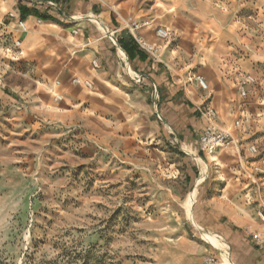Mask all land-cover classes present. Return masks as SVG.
<instances>
[{"label":"rangeland","instance_id":"374dc122","mask_svg":"<svg viewBox=\"0 0 264 264\" xmlns=\"http://www.w3.org/2000/svg\"><path fill=\"white\" fill-rule=\"evenodd\" d=\"M135 1L143 20L169 30L165 42L152 32L148 42L158 56L162 45L179 54V78L195 86L201 110L214 106L231 126L239 115L230 110L242 103L237 83L250 77L259 87L248 101L253 117L233 155L223 147L209 163L190 148L209 164L201 175L193 154L144 135L133 114H50L58 107L50 96L64 100L59 82L51 92L50 78L31 86L33 75L0 50V86L16 99L0 106V264H223L183 205L201 184L221 208L248 210L258 224L247 226L262 233L264 174L254 168L264 169V0ZM72 82L94 90L82 77Z\"/></svg>","mask_w":264,"mask_h":264},{"label":"crops","instance_id":"0c3cea01","mask_svg":"<svg viewBox=\"0 0 264 264\" xmlns=\"http://www.w3.org/2000/svg\"><path fill=\"white\" fill-rule=\"evenodd\" d=\"M135 3V0H0V50L5 59L11 54L19 73L33 75L25 80L31 86H48L50 78L51 92L55 81L59 82L58 92L64 100L60 105L50 96V104L58 105L50 114H133L144 135L156 136L159 142H169L181 151L197 145V153L206 125L200 116L197 89L179 78L182 62L175 50L167 47L154 58L139 49L127 33L124 27L127 18L147 24L139 31L147 41H151L150 32L154 36L158 27L143 20L145 13L135 9ZM19 22L25 24L26 32L20 29ZM16 41L20 42L19 47L14 46ZM95 61L97 68L92 65ZM126 71L129 78L124 76ZM75 77L89 80L93 92L90 94L74 84ZM136 78L141 82H135ZM249 90L245 100L239 96L241 105L231 108L233 114L239 115L231 126L211 106L220 127L230 129L234 122L240 121L241 127L233 132L236 141L246 119L254 115L248 101L257 95L259 87ZM223 92L221 88L220 93ZM13 102L14 96L0 86V106L6 108ZM223 152L218 151V157ZM224 153L233 155L232 149ZM202 157L208 161V156ZM236 172L233 179L238 182L241 170ZM201 185L198 200L192 206V219L195 227L215 236L213 243L206 239L209 245L221 253V258L222 246L228 264H264V238L255 243L252 238L255 233L247 226L257 227L253 215L247 210L243 217L237 211L221 208L211 194V186ZM260 231L264 237V228Z\"/></svg>","mask_w":264,"mask_h":264},{"label":"built area","instance_id":"2783aa9c","mask_svg":"<svg viewBox=\"0 0 264 264\" xmlns=\"http://www.w3.org/2000/svg\"><path fill=\"white\" fill-rule=\"evenodd\" d=\"M20 29L23 32L27 31V28L23 22L18 23ZM147 24L143 22H139L136 20H129L124 22V27L129 35L132 36L135 44L138 46L139 49L142 51L148 53L152 57L156 58L157 55V45L151 44L148 41H146L139 33L140 29H143L146 27ZM76 34V32H74ZM154 36L158 41L165 42L169 37V30L164 27H157L154 30ZM15 47L20 46V42L16 41L14 42ZM93 67L97 68L98 64L97 62H92ZM195 81L199 85L200 88L206 89L207 85L203 78L197 76L195 78ZM74 83L79 84V80L75 79L73 81ZM135 82L140 83L141 79L136 78ZM91 84L89 82H85V86H90ZM256 85V82L248 77L237 84V90L240 98L242 100H245L249 93V88ZM158 99V97L154 98ZM201 117L206 121V125L202 130L201 136L199 138V144H198V152L201 153L204 156H210L213 155L218 148L226 147L232 143L235 142L233 132L241 127V123L239 120L234 122V125L230 129L222 128L216 123V117L217 113L213 109H205L200 111ZM160 119V117H158ZM251 153H256L255 147H251L249 150ZM254 172L256 175H262L264 174V169L261 167H255ZM258 217L264 226V212H259ZM252 238L255 243L259 244L263 241V234H253Z\"/></svg>","mask_w":264,"mask_h":264},{"label":"bare ground","instance_id":"6f19581e","mask_svg":"<svg viewBox=\"0 0 264 264\" xmlns=\"http://www.w3.org/2000/svg\"><path fill=\"white\" fill-rule=\"evenodd\" d=\"M126 20H127V21H129V20L131 21L130 18H127ZM140 31H141V29H140ZM143 38H144V37H143ZM144 39H145V38H144ZM145 40H146V39H145ZM165 48H166V47H165L164 45H162V47H160V50H163V49H165ZM122 54H123V53H122ZM127 71H128V69H127ZM128 72H130V71H128ZM233 146H234V145H233V143H232V144L226 146V148H227V150H231V148H233ZM224 148H225V147H224ZM219 149H221V148H218L216 151H218ZM185 150L187 151V153H189V154H191V155L193 154V156L196 158L197 163H198L199 168H200V173H201V175H205V174H207L209 164H208L206 161H204L202 158L196 156V155L194 154V152L190 149V147H186ZM215 153H216V152H215ZM215 153H214L213 155L208 156V161H209V163H211V162H215L216 160H218L217 157L215 156ZM197 191H198V189H195L194 191L190 192V193L188 194V196L186 197L184 203H183L184 207L186 208L187 216H188L190 219H192V206H193V203L195 202V197H196V195H197ZM196 228H198L197 230L199 231L200 236H201L202 239L209 238V239L212 240V241L216 240V239H215V236L212 235L211 233L206 232L205 230H203V229L200 228L199 226L196 227ZM222 261L224 262V264H228V263H229L228 255H227L226 252H224L223 255H222Z\"/></svg>","mask_w":264,"mask_h":264}]
</instances>
